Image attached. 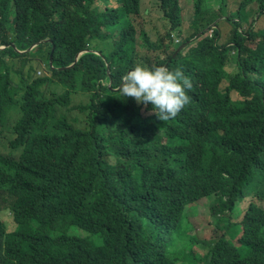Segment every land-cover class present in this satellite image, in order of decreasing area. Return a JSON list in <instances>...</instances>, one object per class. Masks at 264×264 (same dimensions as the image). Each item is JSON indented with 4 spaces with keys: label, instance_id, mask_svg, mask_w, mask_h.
Instances as JSON below:
<instances>
[{
    "label": "trees",
    "instance_id": "obj_1",
    "mask_svg": "<svg viewBox=\"0 0 264 264\" xmlns=\"http://www.w3.org/2000/svg\"><path fill=\"white\" fill-rule=\"evenodd\" d=\"M98 3L0 0V264H264V0L246 28L207 0ZM136 65L191 82L176 117L120 95ZM209 197L240 236L174 247Z\"/></svg>",
    "mask_w": 264,
    "mask_h": 264
},
{
    "label": "rangeland",
    "instance_id": "obj_2",
    "mask_svg": "<svg viewBox=\"0 0 264 264\" xmlns=\"http://www.w3.org/2000/svg\"><path fill=\"white\" fill-rule=\"evenodd\" d=\"M114 0H99L98 7L102 9H106L109 5L114 6L113 4ZM186 7H189V2L191 3V0H181V3H183ZM210 2L215 8L218 9V6L221 4H224L223 12L227 15L236 17L240 16L243 17V22L247 20V23L244 24V28L249 26V22H251L254 18L257 16V10L258 6L256 4H250L246 6V10L241 11V6L243 0H207ZM147 3V2H146ZM205 7H208L207 2H205ZM144 8L149 9V4H145ZM220 8V7H219ZM155 10V8H154ZM191 11V10H190ZM261 18L257 19L255 21L256 29L261 30L264 28V14H260ZM191 16V14H190ZM184 35L185 37L189 36L193 31L189 28L188 20L189 16L184 17ZM219 26L223 30V35L227 34L229 27L231 25L229 22L224 18L219 19ZM143 22V28L145 31H147L150 35V37L156 41V39L160 36H163L165 33V26L167 25L166 22L161 18H159L158 15L154 19L150 20H142ZM229 26V27H228ZM215 199L214 198H206L202 200L201 202H198L196 204L191 205L186 212V224L181 225L180 229L178 230V236H175L174 240L177 242V244L173 245L174 247H177L179 249H184L183 251L187 250V244L189 243V236L190 234L196 233L200 237V243L202 245V251L205 248L204 242H208L211 239H214L215 237L219 236V234H222L223 231H227L228 239L232 240L233 238L237 239L240 234H237L240 229H234L235 226H232V229H227L226 223L228 220H220L218 221L216 216L211 212V210L215 206ZM2 213H7L5 211H2ZM238 217H240L239 210L235 214L231 216L232 220H236ZM6 221H10L11 223H14L11 217L10 213L5 214ZM223 218V217H222ZM10 219V220H9ZM226 226V227H225ZM17 225L13 224L10 226V229L16 230ZM178 243L180 245H178ZM234 243V242H233ZM235 244V243H234ZM199 247V246H198ZM200 248V247H199ZM206 249V248H205ZM198 249L194 247V253L197 256H200L201 254L197 251ZM241 251H246V248L241 249ZM241 252V253H243Z\"/></svg>",
    "mask_w": 264,
    "mask_h": 264
},
{
    "label": "clouds",
    "instance_id": "obj_3",
    "mask_svg": "<svg viewBox=\"0 0 264 264\" xmlns=\"http://www.w3.org/2000/svg\"><path fill=\"white\" fill-rule=\"evenodd\" d=\"M117 5L107 6L105 10L116 9ZM191 82L181 70H169L164 65L145 67L136 65L121 77L119 93L139 104L150 105L151 111L159 121H167L177 116L189 102L186 89Z\"/></svg>",
    "mask_w": 264,
    "mask_h": 264
},
{
    "label": "water",
    "instance_id": "obj_4",
    "mask_svg": "<svg viewBox=\"0 0 264 264\" xmlns=\"http://www.w3.org/2000/svg\"><path fill=\"white\" fill-rule=\"evenodd\" d=\"M54 48L52 49V54H51V56H50V63H52V60H53V54H54Z\"/></svg>",
    "mask_w": 264,
    "mask_h": 264
}]
</instances>
